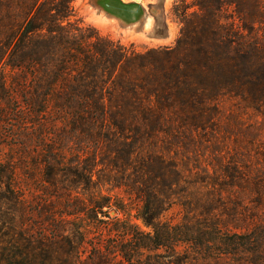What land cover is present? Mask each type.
Instances as JSON below:
<instances>
[{
    "label": "trees",
    "instance_id": "obj_1",
    "mask_svg": "<svg viewBox=\"0 0 264 264\" xmlns=\"http://www.w3.org/2000/svg\"><path fill=\"white\" fill-rule=\"evenodd\" d=\"M187 1L175 5L182 24L176 45L140 53L73 22L74 0H0V126L11 116L22 127L34 123L38 133L31 139L43 152V178L53 199L33 210L42 217L49 209L48 225H33L17 188L16 163L0 162V264H188L178 251L185 237L212 249L215 259L264 264V222L255 210L228 214L243 218L241 233L224 232L205 217L197 219V231L190 220L187 229L163 220L187 180L191 157L185 153L194 148V131L216 126L212 108L240 98L264 117V0ZM60 124L83 139L71 164L61 162L55 148L66 141L55 129ZM182 139L183 147H175ZM104 158L100 164L121 186L127 178H118L113 167H129L126 191L150 230L128 214L111 218L107 209L114 204L102 194L92 197L94 226L103 231L102 219H111L114 240L100 239L83 258L88 203L76 204L73 214L83 226L56 212L76 185L95 189V163Z\"/></svg>",
    "mask_w": 264,
    "mask_h": 264
},
{
    "label": "rangeland",
    "instance_id": "obj_2",
    "mask_svg": "<svg viewBox=\"0 0 264 264\" xmlns=\"http://www.w3.org/2000/svg\"><path fill=\"white\" fill-rule=\"evenodd\" d=\"M178 2L180 0H74L75 17L72 21L81 26H92L103 36L118 41L131 50L145 53L151 49L176 45L182 30L181 19L174 11ZM187 2L190 3L191 0ZM178 7L180 8V5ZM15 75V72L10 71V77ZM212 109L218 114L216 126L213 125V128L209 127L206 131H194L193 142H189L194 148L189 152L182 149L181 157L184 152L185 156L191 157L187 180L177 188L181 197L165 212L163 220L183 225L184 229L189 227L190 220L197 231L200 229L197 219L205 217L210 223L219 224L224 232L241 233L245 224L243 218H233L228 214L243 212L245 207L247 210H255L257 220L261 218L264 222V117L240 98L227 97ZM28 121L32 122L33 119L28 118ZM68 126L70 127L68 124H60L61 130H58L60 127L55 128L60 136L66 139L65 145L59 143L55 147L62 152L59 158L65 164L78 160L74 158V153L76 151L77 154L83 140L81 135L69 134V130L66 134L62 129ZM55 129L50 131L54 132ZM0 133V162L13 160L16 163L17 188L24 198L27 220L33 222V225H48L47 222L53 218L49 209L42 217L33 212L40 209L38 203L50 204L53 200L46 188L48 184L43 178V152L40 144L31 139L38 133L34 123L22 127L16 117H6L3 118ZM70 142L74 144L68 145ZM184 142L185 139L179 140L175 147L182 148ZM105 159H98L99 162L95 163V189L88 191L83 185H76L70 198L64 195V202L58 205L56 212L58 216L64 214L72 226H83L81 218L76 215L75 218L73 214L79 210L76 204L81 206V202L88 203L87 216H84L86 221L83 223L91 226V229L84 246L83 258H86L92 244L100 242V239H104L106 243L114 240L110 236V230L115 227L111 219H102L104 221L100 226L103 231L94 226L98 209L91 206L92 197L98 198L102 194L114 204L107 209L111 218L118 216L125 219L128 214L143 230H150L138 219L139 202L126 191L128 176L132 174L129 167H113L121 169L119 172L115 171L118 178H127L123 179L121 186L115 181L114 173L107 171L106 167L100 164ZM80 166L85 167V161ZM62 168L60 167L61 174L65 172ZM75 169L74 166L70 167L68 172ZM99 176L109 181L98 180ZM254 187L256 189H253ZM247 213L250 214L248 211ZM101 218L99 215V219ZM189 238L185 237L178 247L182 258H189L188 264H238L235 258L215 259L212 249L192 245L188 241ZM165 254L168 257L171 255Z\"/></svg>",
    "mask_w": 264,
    "mask_h": 264
},
{
    "label": "water",
    "instance_id": "obj_3",
    "mask_svg": "<svg viewBox=\"0 0 264 264\" xmlns=\"http://www.w3.org/2000/svg\"><path fill=\"white\" fill-rule=\"evenodd\" d=\"M126 9H128V7Z\"/></svg>",
    "mask_w": 264,
    "mask_h": 264
}]
</instances>
